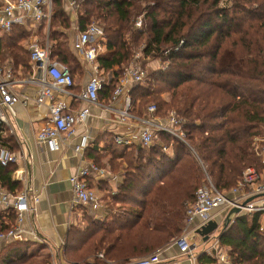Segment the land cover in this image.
Instances as JSON below:
<instances>
[{
    "label": "trees",
    "instance_id": "16d2710c",
    "mask_svg": "<svg viewBox=\"0 0 264 264\" xmlns=\"http://www.w3.org/2000/svg\"><path fill=\"white\" fill-rule=\"evenodd\" d=\"M82 7L80 31L100 21L107 40L98 61L113 82L100 98L111 99L140 52L144 61L158 60L167 68L150 71L143 84L131 87L132 112L143 116L148 104L163 119L175 112L186 135V144L159 133L151 147L118 145L114 138L103 149L87 151L91 162L110 166L123 180L106 201L111 219L86 216L85 225L70 230L65 254L74 264H89L88 258L104 264L98 254L123 264L173 244L208 179L229 197L248 168L264 182V0H85ZM53 10L51 58L74 78L82 66L59 30L70 28L64 0H54ZM26 36L18 25L0 32V60L29 70V53L20 45ZM13 170L0 164V186L12 191ZM14 219L0 216V232ZM263 219L260 212L241 213L221 234L219 245L228 249L232 264H264ZM0 264H52V256L16 243L0 253ZM197 264L216 261L204 254Z\"/></svg>",
    "mask_w": 264,
    "mask_h": 264
},
{
    "label": "built area",
    "instance_id": "2783aa9c",
    "mask_svg": "<svg viewBox=\"0 0 264 264\" xmlns=\"http://www.w3.org/2000/svg\"><path fill=\"white\" fill-rule=\"evenodd\" d=\"M84 2L85 0H79ZM54 0H0V32L10 33L15 26L35 25L37 27H51ZM73 9L79 8L78 0L70 3ZM139 21L136 26L141 27ZM107 44L105 32L102 27L92 24L85 31H80L73 43L75 52L88 64L94 66L95 75L90 79L85 89L77 94L73 92L75 80L70 70L63 63L53 60L49 45L41 46L33 42L29 46L30 64L33 66V74L27 79L15 76L10 65L0 64V139L4 131L14 132L10 115H15L17 104L28 105L32 100L29 96L21 94L25 86H35L39 94L34 99L38 106H45L48 110V121L38 132L37 138L40 142L47 144L51 151H58L71 136L74 135L78 125L86 122L90 116L91 106H106L100 102V94L111 82L103 79L99 74V56ZM142 57V53L136 56ZM167 68V64L162 66ZM147 77L146 70L139 65H130L125 69L123 77L111 96V102L124 100L125 107L118 111L120 124L128 126L129 132L116 137L118 145L131 146L135 143L145 147H151L158 141L159 133H166L173 138L186 144V135L183 130V120L175 112L169 113L166 119L157 115L156 106H150L144 112L143 117L133 115L132 103L129 90L136 84H143ZM60 95H67L72 100L83 102L86 107L73 109L71 102L59 101ZM71 100V101H72ZM85 143L78 145L74 151L79 156L80 162L75 173L69 179L73 199L70 210L85 207L90 211H97L101 207V201L90 187L92 176H103L106 173L96 163L84 164ZM167 151V148H163ZM264 162V147L261 151ZM22 156L12 152L7 146L0 145V164L8 168L14 166L11 174L13 184L22 182L26 173V166ZM17 167V168H16ZM231 197L220 192L210 180L201 188L196 195V201L188 211V218L183 226L182 233L173 243L179 252L188 256L191 264H197L198 255L195 254L191 241L190 229L199 220V229L213 220V214L221 209L232 212L255 213L260 212L264 217V182L254 168H248L243 174V183L239 189L233 190ZM252 201L249 202L250 199ZM39 197L31 195L27 189L22 192H10L6 187L0 186V216L8 222L14 216L13 225L5 232H0V242L15 243L23 242L25 234L34 236V231H28L25 223L28 216L35 214L39 204ZM264 231V221L261 224ZM210 250H208L209 252ZM164 249L123 264H162ZM97 258L106 262L103 254Z\"/></svg>",
    "mask_w": 264,
    "mask_h": 264
},
{
    "label": "crops",
    "instance_id": "0c3cea01",
    "mask_svg": "<svg viewBox=\"0 0 264 264\" xmlns=\"http://www.w3.org/2000/svg\"><path fill=\"white\" fill-rule=\"evenodd\" d=\"M65 1L70 5L74 0ZM38 28H42V26ZM106 52L107 44L100 56L106 54ZM79 61L82 66V72L74 76L75 87L73 89V92L77 94H80L85 89L90 79L95 75L93 65L88 64L81 57ZM31 72L32 74L35 72L33 66L31 67ZM99 74L107 81L113 82L112 73L107 74L103 69H99ZM19 91L21 94L32 98V100L28 105L17 104L15 106V115H10L14 132L12 129L4 131L2 139L3 141L5 140V146L12 152L26 159L25 162L21 161L20 163L21 166H26V173L22 182L14 184L16 188L13 191L6 188L12 193H20L27 189L31 195L38 196L40 201L36 213L28 216L25 223L26 229L34 231L35 235L32 236L27 233L23 242L15 243L29 244L32 249H36L40 253H49L52 256V264H74L68 260L65 254L70 230L74 227L85 225L86 216L98 221L110 220L111 212L106 205V201L110 194L114 195L118 192L123 180L121 175L111 171L110 166L100 167L106 174L103 176L94 175L90 180L91 189L101 201L100 209L93 212L85 207H79L71 211L70 206L73 194L69 179L76 169L82 165L74 149L86 139L83 163L88 164L91 162L86 155L89 148L99 146L103 149L106 141H113L114 138L116 140L117 136L129 132V125L120 124V115L118 114V111L123 110L125 107L124 100L120 99L113 103L111 99L107 101L105 98H100L102 105L110 109L106 110L96 106L89 107L91 113L86 122L77 126L74 135L61 145L60 150L51 151L47 144L40 142L37 138L38 132L48 121L47 108L38 106L34 101L39 94L38 88L25 86L23 90ZM71 100L67 95H60L59 97V101L71 102L73 109L86 107L83 102ZM7 139L9 140L6 142ZM137 144L134 142L133 145ZM105 161L107 162V160ZM224 210L221 209L213 214L214 218L212 221L217 222L219 228L211 235L209 241L204 242V236L199 232V220L190 229L195 254L198 257L206 254L213 258L216 264H232L228 249L219 245V237L232 226L239 214L231 210L228 214H225ZM10 244L0 242V247L3 249L0 250V253H5L6 248ZM208 250L210 251L208 252ZM87 260H90L89 264H93L91 258ZM162 264L191 263L188 256L182 255L177 246L171 244L164 248Z\"/></svg>",
    "mask_w": 264,
    "mask_h": 264
},
{
    "label": "rangeland",
    "instance_id": "374dc122",
    "mask_svg": "<svg viewBox=\"0 0 264 264\" xmlns=\"http://www.w3.org/2000/svg\"><path fill=\"white\" fill-rule=\"evenodd\" d=\"M64 3H65V6L67 8L68 21H69L70 28L67 29V30L63 29V28H60L59 30L61 32H64L67 35V38H68V41H69L68 44L70 45L71 48H73L74 40L76 39L77 35L80 33L79 21H80L81 17L85 16L84 12H83V9L86 8V7H82V3H84V2H81L79 0H78L79 8H77V9H73L72 7H70V5H68L66 3V1ZM54 17H55V12L53 10L51 26H52V24L54 22ZM92 24H97V25H99L100 27H102L104 29V25L100 21L92 20L89 23L88 26H90ZM24 28L27 31V36H26L25 41L22 42L20 45L23 46V48H25L28 51V53H29V50H28L29 46L33 42H37L41 46L49 45L50 52H51V48H52V42L50 41V39H51L50 38L51 27L49 29L47 27H43V29H42V28H38L37 26L31 24V25H28V26H24ZM139 54H140V52H138L136 55H139ZM29 56H30V53H29ZM77 57L80 59V56L78 54H77ZM139 58L140 59L135 58L132 62L129 63L128 66L134 65V64L142 66L146 70L147 74H149L150 71L156 70V69H158V68L163 66L162 63L160 61H158V60L147 59L146 61H144L143 60V56L139 57ZM0 64L3 65V66L10 65L13 68V70H14L15 76L18 77V78H21V79H27L32 74L31 68L29 70H27V71L24 68H22V67H18V68L15 69L14 65L11 62H9V60H6L5 62H2L0 60ZM102 78L104 79V77H102ZM111 84H110V86H111ZM150 106H152V104H148L146 106H143L142 107L143 113ZM133 115H135L137 117H143L144 116V115L143 116H138L136 113H133ZM262 141H264V139ZM224 211L226 212L225 214H228L230 212V210H226V209ZM13 244H16V243H13ZM13 244L8 245V247L12 246ZM0 250H3V249L0 247Z\"/></svg>",
    "mask_w": 264,
    "mask_h": 264
},
{
    "label": "water",
    "instance_id": "95a60500",
    "mask_svg": "<svg viewBox=\"0 0 264 264\" xmlns=\"http://www.w3.org/2000/svg\"><path fill=\"white\" fill-rule=\"evenodd\" d=\"M252 200H253V198L250 199L249 202ZM218 228H219V224L215 221H210V222H208V224L206 226L202 227L199 230V232L201 233V235L204 236V242L209 241L211 235L214 232H216L218 230Z\"/></svg>",
    "mask_w": 264,
    "mask_h": 264
}]
</instances>
